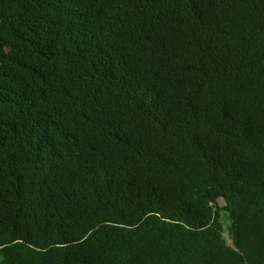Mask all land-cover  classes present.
Instances as JSON below:
<instances>
[{"label":"trees","instance_id":"16d2710c","mask_svg":"<svg viewBox=\"0 0 264 264\" xmlns=\"http://www.w3.org/2000/svg\"><path fill=\"white\" fill-rule=\"evenodd\" d=\"M0 264H264V0H0Z\"/></svg>","mask_w":264,"mask_h":264}]
</instances>
